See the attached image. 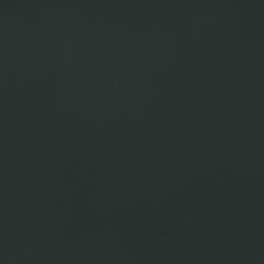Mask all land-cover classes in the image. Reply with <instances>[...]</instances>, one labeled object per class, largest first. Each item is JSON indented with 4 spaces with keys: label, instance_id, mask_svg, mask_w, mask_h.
Segmentation results:
<instances>
[{
    "label": "water",
    "instance_id": "water-1",
    "mask_svg": "<svg viewBox=\"0 0 264 264\" xmlns=\"http://www.w3.org/2000/svg\"><path fill=\"white\" fill-rule=\"evenodd\" d=\"M0 264H264V0H0Z\"/></svg>",
    "mask_w": 264,
    "mask_h": 264
}]
</instances>
